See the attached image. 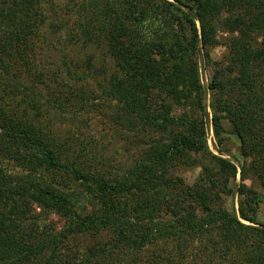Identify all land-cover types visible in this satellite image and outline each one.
<instances>
[{
	"label": "trees",
	"instance_id": "obj_1",
	"mask_svg": "<svg viewBox=\"0 0 264 264\" xmlns=\"http://www.w3.org/2000/svg\"><path fill=\"white\" fill-rule=\"evenodd\" d=\"M72 22L113 63L102 93L148 139L117 178L62 154L46 122L55 85L31 68ZM220 25L237 37L208 87L218 155L198 55ZM71 65L70 82L95 68ZM227 122L240 164L223 156ZM239 168L264 188V0H0V264H264V195Z\"/></svg>",
	"mask_w": 264,
	"mask_h": 264
},
{
	"label": "rangeland",
	"instance_id": "obj_2",
	"mask_svg": "<svg viewBox=\"0 0 264 264\" xmlns=\"http://www.w3.org/2000/svg\"><path fill=\"white\" fill-rule=\"evenodd\" d=\"M71 27L70 32L45 37V41L49 40L50 53L42 57L40 64L37 62L31 68L34 74L37 73L38 68L42 69L43 78L41 80H51L55 85L50 94V91L42 90L46 94L45 98L54 100V107L49 115L51 119H47L46 122L55 132L62 154L70 159L78 160L89 170L102 173L106 178H117L134 164L142 146L148 139H141V136L144 135H137L136 123L122 112L115 100L102 93L99 81H102L103 77H108L112 70L111 59L102 56L103 53L97 47L83 45L82 38L74 28L73 22ZM236 35L220 25L217 43L209 48L208 56L203 50L199 52L201 82L206 88L209 87L213 79L215 67L228 65L226 55L229 47L236 40ZM65 62H70L71 66L75 64L82 66L83 69H89V63H93L95 68L87 81L70 82L68 78L62 79ZM70 83L74 86V93H72V88L64 93L63 91L68 89L67 85ZM207 90L206 112L208 116H205V122L208 131V144L214 153L220 155L219 144L212 125L213 113L210 105L212 94L209 88ZM69 97L70 100L67 101ZM176 112L179 113V109ZM226 127L227 146L230 153L223 156L240 164L243 161L240 140L235 134H232L230 123L227 122ZM200 170L198 166L181 167L178 175L186 184H191L199 175ZM237 183L244 188L253 187L264 195V188L259 184L253 183L250 178L242 179L240 168ZM232 200L231 196L225 197L227 205L231 204ZM234 201L238 207L237 195ZM52 218L57 226L63 224V220L58 216L54 215ZM257 220L264 224V197L259 205ZM247 223L249 224V222Z\"/></svg>",
	"mask_w": 264,
	"mask_h": 264
}]
</instances>
